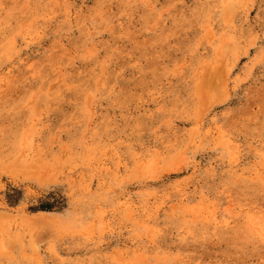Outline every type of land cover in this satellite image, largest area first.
Masks as SVG:
<instances>
[{"label": "rangeland", "instance_id": "rangeland-1", "mask_svg": "<svg viewBox=\"0 0 264 264\" xmlns=\"http://www.w3.org/2000/svg\"><path fill=\"white\" fill-rule=\"evenodd\" d=\"M0 264H264V0H0Z\"/></svg>", "mask_w": 264, "mask_h": 264}, {"label": "bare ground", "instance_id": "bare-ground-1", "mask_svg": "<svg viewBox=\"0 0 264 264\" xmlns=\"http://www.w3.org/2000/svg\"><path fill=\"white\" fill-rule=\"evenodd\" d=\"M51 11V10H50ZM91 19V18H90ZM224 62V61H223ZM221 63V62H220ZM224 64V63H223ZM225 66V65H224ZM225 70V69H224ZM220 72V71H219ZM219 75H221V74H219ZM217 77L215 76V79H216ZM207 81H208V78H207ZM215 83V82H214ZM214 83H212V84H214ZM219 83V82H218ZM107 96V95H106ZM164 99V98H163ZM151 136V135H150ZM156 151V150H155ZM163 151V150H162ZM249 156V155H248ZM150 196V195H149ZM151 203V202H150ZM155 206V205H154ZM163 215V214H162ZM261 242V241H260ZM140 251V250H139ZM142 252V251H141ZM173 256V255H172Z\"/></svg>", "mask_w": 264, "mask_h": 264}]
</instances>
